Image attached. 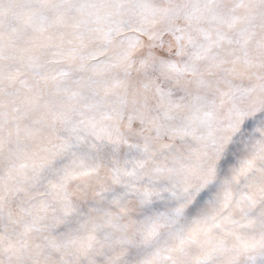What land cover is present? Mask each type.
<instances>
[{
    "label": "snow or ice",
    "instance_id": "6c2138e0",
    "mask_svg": "<svg viewBox=\"0 0 264 264\" xmlns=\"http://www.w3.org/2000/svg\"><path fill=\"white\" fill-rule=\"evenodd\" d=\"M0 264H264V0H0Z\"/></svg>",
    "mask_w": 264,
    "mask_h": 264
}]
</instances>
